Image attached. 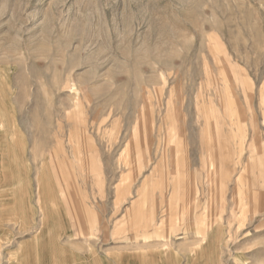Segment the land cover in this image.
Masks as SVG:
<instances>
[{
    "label": "rangeland",
    "instance_id": "obj_1",
    "mask_svg": "<svg viewBox=\"0 0 264 264\" xmlns=\"http://www.w3.org/2000/svg\"><path fill=\"white\" fill-rule=\"evenodd\" d=\"M0 264H264V0H0Z\"/></svg>",
    "mask_w": 264,
    "mask_h": 264
},
{
    "label": "crops",
    "instance_id": "obj_2",
    "mask_svg": "<svg viewBox=\"0 0 264 264\" xmlns=\"http://www.w3.org/2000/svg\"><path fill=\"white\" fill-rule=\"evenodd\" d=\"M148 137V136H147ZM144 160V159H143ZM142 160V161H143ZM140 163V162H139ZM130 185H129V187L127 188V191H129L130 190ZM139 203V199H136V200H132V202H131V207H132V212H131V214H133L134 216H135V214L138 212L137 210H135L134 212H133V205H136L137 206V204ZM131 207L129 208H126L125 209V214H129L130 213V210H131ZM128 212V213H127ZM189 215H190V212L188 213ZM94 215V218L96 219V220H94V222H95V224L94 225H97L98 223H99V225H100V228H103L102 227V222H101V219H100V214L98 215V214H96V213H94L93 214ZM194 215V214H193ZM89 217V218H88ZM88 217L86 218V214L84 215V221H83V224H81L82 222H80V223H78L77 224V230L75 229L74 231L75 232H80V229L82 228V225H83V227L85 228V227H87L88 226V222L91 224V222H93V221H91L90 222V220H91V216L88 214ZM195 217L196 218H198V216L197 215H195ZM127 221V220H126ZM89 224V225H90ZM196 224H197V219H196ZM81 227V228H80ZM103 229H105V228H103ZM140 229V228H139ZM83 230V229H82ZM144 231V230H143Z\"/></svg>",
    "mask_w": 264,
    "mask_h": 264
},
{
    "label": "bare ground",
    "instance_id": "obj_3",
    "mask_svg": "<svg viewBox=\"0 0 264 264\" xmlns=\"http://www.w3.org/2000/svg\"><path fill=\"white\" fill-rule=\"evenodd\" d=\"M168 209H170V208H169V203H168ZM139 211H141V212H139ZM139 211H138L139 214H140V215H143L142 210L139 209ZM152 213H153V210L150 209V210H149V213H148V218H149L148 221H149V224L155 226L154 219H153V217L151 216ZM139 225L143 226V221H142V219L139 221ZM205 239H206V235L202 237V240H203V241H204ZM163 252H164V254L166 255V254H170V253H172V250H171V249H168V248H164ZM172 255H173V254H172ZM167 256H168V255H167ZM168 257H170V255H169ZM167 262H169V260H168Z\"/></svg>",
    "mask_w": 264,
    "mask_h": 264
}]
</instances>
